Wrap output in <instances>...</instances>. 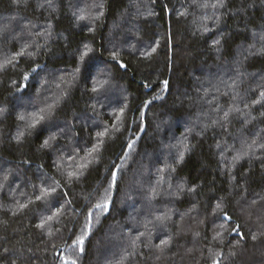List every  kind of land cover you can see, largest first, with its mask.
Segmentation results:
<instances>
[{
	"label": "trees",
	"instance_id": "obj_1",
	"mask_svg": "<svg viewBox=\"0 0 264 264\" xmlns=\"http://www.w3.org/2000/svg\"><path fill=\"white\" fill-rule=\"evenodd\" d=\"M223 3L0 0V65L15 61L0 69V264H63L61 256L103 264L106 246L107 264H212L217 252L221 264H264V0ZM36 115L45 120L28 128ZM105 128L99 153L89 156ZM89 160L69 184L67 173ZM117 164L118 187L109 189ZM57 183L53 197L36 199ZM106 189L105 214L93 206ZM217 203L223 211L214 216ZM89 209L81 255L68 237L87 230ZM164 215L172 219L162 225L156 217ZM237 225L243 240L231 233ZM218 232L222 240L213 239ZM169 238L161 254L155 246Z\"/></svg>",
	"mask_w": 264,
	"mask_h": 264
},
{
	"label": "snow or ice",
	"instance_id": "obj_2",
	"mask_svg": "<svg viewBox=\"0 0 264 264\" xmlns=\"http://www.w3.org/2000/svg\"><path fill=\"white\" fill-rule=\"evenodd\" d=\"M14 3L16 4H20V3H27V0H14ZM192 3L194 5H196L197 7H211L213 9H217V8H222L224 7V3H223V0H216V2H213L211 4L208 3V0H204L203 3L200 2V0H192ZM99 7H103V5H100ZM83 11V10H81ZM101 15H103V13L101 12L100 13ZM149 15H151V13H149ZM181 15H185V13H181ZM99 18V17H97ZM78 20H85L87 19V17L85 15H79L77 17ZM205 31H208L207 28H205ZM214 44H219V41H214ZM156 51V48L153 47L151 49V52H148L146 53V57L147 56H151L152 53H154ZM252 54V53H250ZM18 56H23L24 55V52L21 51L20 53L17 54ZM29 55H31L29 53ZM88 55V52L85 51L80 59L81 61L83 62L84 61V57ZM112 59L113 60H116L117 58V55L118 53L116 52H113L112 54ZM14 60H7L3 65H0V69L4 68V67H7L8 65L10 64H14ZM120 67L124 68L126 67V65H124L123 63L120 64ZM40 68V65H37L35 68L32 69L33 72H36L37 69ZM76 72H80V69L77 68L76 69ZM29 79V76L28 75H25L24 76V80H28ZM163 85H164V91H167L168 89V81L165 80L163 81ZM103 84H99V86H94L92 88V91L93 92H100L101 89L103 88ZM27 85H21V87L19 89H17V91H22L24 88H26ZM57 87H59V85H57ZM260 97L264 98V91H261L260 92ZM154 99H161L160 96H156L154 97ZM152 103L151 100H146L144 101V108H147L150 104ZM255 103H260V101H256ZM52 106L50 105L49 108H51ZM94 107V106H93ZM236 111H239V109H236ZM45 112V109L44 108H41L40 109V113H44ZM124 112H125V108L121 107L119 108V110L117 112H115V116H116V120L117 121H121L122 120V117L124 115ZM51 113L49 112V115ZM143 110H141V119H143ZM228 116H229V113H225L223 119L224 120H227L228 119ZM20 119L21 120H24L25 117L23 115L20 116ZM45 120V116L44 115H36L32 121V123H30L28 125V128H35L36 125L38 123H40L41 121ZM94 126H99L98 124L94 123ZM113 130L118 132L120 131L119 127L116 126V124H113ZM143 127H141V132H143ZM97 137L98 138H101L98 143L96 145L93 146V148L90 150V152L88 153L89 156H91L93 153H99L100 151V147L101 145L103 144V139L104 137H106L108 135V129L105 128L104 131H99L97 132ZM24 136V132H20L19 135L17 136V142H20L21 138ZM52 140H55L56 137L55 136H52L51 137ZM135 144V141H129L128 142V145H127V149L125 150L124 152V155L127 156L128 153H129V150H132L133 149V145ZM257 144V141L256 140H253L252 141V144H249L247 145V148L248 149H252L253 145H256ZM49 146V141L48 140H45L44 141V144L42 145V147H48ZM260 148H264V144H260L259 145ZM248 155V152L245 151L243 152L242 155H237V157L235 158L237 161L242 159L244 156H247ZM123 159V158H122ZM93 163V160H89L87 161L86 163H82L80 164L78 167L80 169V171H69L67 173V181L68 183L70 184L73 180H79L80 176L83 175V170L84 169H87L89 167V164ZM121 170V165L117 164L115 165V167L113 169H110L111 171V178H110V181H109V189H113V188H117L118 187V173L120 172ZM4 180L7 181L8 180V177L5 176L4 177ZM3 184H0V189L3 188ZM60 187L59 183L56 184L55 187H49V188H43L42 189V195L41 196H37L36 199L37 200H47L48 198L50 197H53L54 194L57 193V189ZM191 191H195V189H191ZM58 202V201H56ZM257 203L256 200H253L252 201V204L255 205ZM111 204H112V196L109 192V190H105V194H104V197L102 199V202H97L95 203V205L93 206L94 209H97V210H100L102 213H108L110 211V207H111ZM28 205L26 204H21L19 205L20 209H24L26 208ZM51 207H55V203H52L50 205ZM60 211V209H57V213ZM223 211L222 209V205L220 203H217L215 208L213 209V215L216 216L218 215L219 213H221ZM56 213H54L55 215ZM52 219V216H49L47 217V220H41V222L37 225V227L39 228H44L45 225L47 224L48 221H50ZM92 219H93V211L92 209H89L88 213H87V217H86V220H87V223L85 225L86 227V231L79 235V236H76L75 239H73L72 236H69L68 239L72 240V244L69 246V249L70 250H78V252L82 255L84 254L85 252V248H84V243H85V239L90 235L91 233V229H92ZM156 219L163 225L165 224L167 221H171L172 217L171 215H164V216H158L156 217ZM223 219L224 220H230L231 219V216L227 213V212H223ZM220 228L224 229V231H227V228L224 227L223 224L219 225ZM240 226L237 225L236 227H233L231 229V233H236L240 236V240H243L244 239V235L243 233L240 232ZM230 233V234H231ZM49 235H52V233H49ZM141 236L143 235V233L140 234ZM197 235H199V233H197ZM261 236H264V233H261L260 234ZM223 238V234L218 232L216 236L213 237V239H217V238ZM259 237L256 235V234H253L252 235V240L253 241H256ZM137 239H139V237H137ZM170 244H171V240L170 238L169 239H162L160 241V243L158 245H156L155 247L158 249V251L163 254L165 252L166 249H168L170 247ZM5 251H7V249H5ZM230 256L234 257L236 255L235 252L233 253H230L229 254ZM220 257H221V253L217 252L215 254V259H213L212 261V264H221V260H220ZM157 259H159V257H157ZM61 260L63 261V264H77V260L74 259V258H71V257H65V256H61ZM120 264H123V261L120 262Z\"/></svg>",
	"mask_w": 264,
	"mask_h": 264
},
{
	"label": "rangeland",
	"instance_id": "obj_3",
	"mask_svg": "<svg viewBox=\"0 0 264 264\" xmlns=\"http://www.w3.org/2000/svg\"><path fill=\"white\" fill-rule=\"evenodd\" d=\"M203 3V2H202ZM38 97H36V98H34V99H32L31 100V102H29V103H36V104H38ZM40 100V99H39ZM26 107H28V106H26ZM108 246H106V250L104 251V253L102 252V254H101V257L99 258V262L100 263H106L107 264V260L110 258L109 256H110V254L108 253V254H106V251L108 252V248H107ZM110 247V246H109ZM103 263V264H104Z\"/></svg>",
	"mask_w": 264,
	"mask_h": 264
},
{
	"label": "water",
	"instance_id": "obj_4",
	"mask_svg": "<svg viewBox=\"0 0 264 264\" xmlns=\"http://www.w3.org/2000/svg\"><path fill=\"white\" fill-rule=\"evenodd\" d=\"M119 65H120V63H119ZM122 68V67H121ZM123 70H124V68H122ZM143 118H144V115H143ZM144 130H145V128H143ZM143 130V131H144ZM141 132V131H140ZM144 132H141L140 134H139V136H138V138L143 134ZM123 159H125V155H124V157H123Z\"/></svg>",
	"mask_w": 264,
	"mask_h": 264
}]
</instances>
